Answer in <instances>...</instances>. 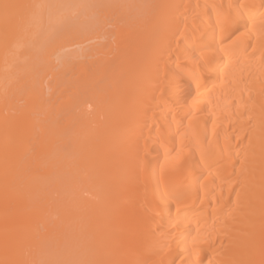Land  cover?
<instances>
[{
	"label": "bare ground",
	"instance_id": "1",
	"mask_svg": "<svg viewBox=\"0 0 264 264\" xmlns=\"http://www.w3.org/2000/svg\"><path fill=\"white\" fill-rule=\"evenodd\" d=\"M0 264H264V0H0Z\"/></svg>",
	"mask_w": 264,
	"mask_h": 264
}]
</instances>
